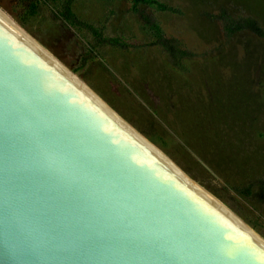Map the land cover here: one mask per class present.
<instances>
[{
    "label": "water",
    "instance_id": "water-1",
    "mask_svg": "<svg viewBox=\"0 0 264 264\" xmlns=\"http://www.w3.org/2000/svg\"><path fill=\"white\" fill-rule=\"evenodd\" d=\"M49 55L0 10V264H264V240Z\"/></svg>",
    "mask_w": 264,
    "mask_h": 264
},
{
    "label": "rangeland",
    "instance_id": "rangeland-1",
    "mask_svg": "<svg viewBox=\"0 0 264 264\" xmlns=\"http://www.w3.org/2000/svg\"><path fill=\"white\" fill-rule=\"evenodd\" d=\"M155 1L0 10L264 240V0Z\"/></svg>",
    "mask_w": 264,
    "mask_h": 264
},
{
    "label": "trees",
    "instance_id": "trees-1",
    "mask_svg": "<svg viewBox=\"0 0 264 264\" xmlns=\"http://www.w3.org/2000/svg\"><path fill=\"white\" fill-rule=\"evenodd\" d=\"M129 1L133 5H136V4L141 3V4H145L147 6H151V7L154 6L155 8H158V9H162V10L165 9V6L164 5H162L160 3H157L155 0H129ZM65 2L67 3L68 0H65ZM67 20H70V19H67ZM249 24L252 25L251 22ZM146 26L156 36V38L158 39L159 42H163V38H162V34H161V31H160V28L158 27V25L156 24V22L146 20ZM226 27H227V29H229L228 28V25ZM254 31L257 32V33H260L259 28H254Z\"/></svg>",
    "mask_w": 264,
    "mask_h": 264
},
{
    "label": "bare ground",
    "instance_id": "bare-ground-1",
    "mask_svg": "<svg viewBox=\"0 0 264 264\" xmlns=\"http://www.w3.org/2000/svg\"><path fill=\"white\" fill-rule=\"evenodd\" d=\"M14 23V22H13ZM15 24V23H14ZM16 25V24H15ZM18 26V25H17ZM49 57L51 58V56L49 55ZM52 59V58H51ZM53 60V59H52ZM54 61V60H53ZM55 62V61H54ZM64 70V69H63ZM97 99V98H96ZM98 100V99H97ZM150 147V146H149ZM151 148V147H150ZM152 149V148H151ZM217 206V205H216ZM222 207V206H221ZM220 207V208H221ZM220 208H219V210H220ZM229 219H231L239 228H241L245 233H247V230L245 229V228H243L242 226H241V223H240V221L237 219V218H235L233 215H230L229 213H226V212H224V211H222ZM256 241L257 242H260L259 240H257L256 239Z\"/></svg>",
    "mask_w": 264,
    "mask_h": 264
}]
</instances>
